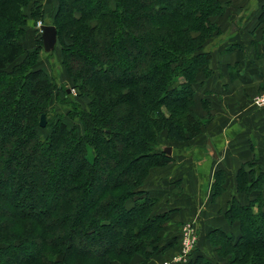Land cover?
I'll return each instance as SVG.
<instances>
[{"label":"trees","instance_id":"16d2710c","mask_svg":"<svg viewBox=\"0 0 264 264\" xmlns=\"http://www.w3.org/2000/svg\"><path fill=\"white\" fill-rule=\"evenodd\" d=\"M31 2L0 0V264H155L179 252L181 232L165 239L169 213L153 214L145 184L173 161L158 149L161 134L185 144L207 125L195 110L198 77L211 75L205 45L222 33L213 21L222 1L58 0L63 66L90 102L66 103L83 134L60 118L44 139L40 120L57 87L22 44ZM249 166L237 188L258 195L247 205L232 199L225 212L240 234L213 230L214 258L197 247L187 264H264V174L258 160ZM223 184L217 173L213 200Z\"/></svg>","mask_w":264,"mask_h":264},{"label":"crops","instance_id":"0c3cea01","mask_svg":"<svg viewBox=\"0 0 264 264\" xmlns=\"http://www.w3.org/2000/svg\"><path fill=\"white\" fill-rule=\"evenodd\" d=\"M231 15L215 17L221 35L210 39L205 50L211 54L210 77H198L197 115L209 125L194 140L179 144L173 141V161L154 169L145 189L157 199L154 215L169 213L165 239L177 236L186 223H194L199 235L200 253L213 257L208 235L215 229L240 234V223H229L225 212L232 199L247 205L256 192H239L237 175L256 159L264 174V109L248 100L264 89V23L261 22L264 0H221ZM58 0H42L47 12ZM52 6V9L49 8ZM206 103L207 106H203ZM206 107V108H205ZM208 107V108H207ZM223 174V192L213 200L217 173ZM264 198V183L261 190ZM170 251L169 257L178 255ZM156 258L154 262H160ZM225 263L224 260H219Z\"/></svg>","mask_w":264,"mask_h":264},{"label":"rangeland","instance_id":"374dc122","mask_svg":"<svg viewBox=\"0 0 264 264\" xmlns=\"http://www.w3.org/2000/svg\"><path fill=\"white\" fill-rule=\"evenodd\" d=\"M239 1L241 0H234L232 4L237 3ZM35 2L38 5H42V8H40L41 15L39 16V18H31V12L38 9V6ZM57 8H58V2L53 11L47 12V9L45 10V6L42 3V0H32L29 7L25 10L27 15L29 16V21L27 25V33L22 40L23 47L27 54L37 52V63L33 66V68L36 70L37 69L43 70L47 74L49 79L57 87V90L55 91L50 104V112L46 117L47 126L39 130V135L41 136L42 139L48 137L52 133L53 125L56 124L60 118H62V121L68 124L70 129L76 127L78 129V133L83 134L82 123L77 118H73L70 116L71 108L67 106L66 103L67 101L73 103H80L84 108H86L90 102V99L88 97L78 96V92L77 90H75L72 80L68 77L67 71L63 66L62 48L59 46V43L57 45V48L53 52L46 53L44 50L43 43L40 42L42 35L41 29L44 25H53L54 16L57 12ZM49 9L51 10L52 6ZM233 11H235V7H233L231 4L227 8V11L225 8V13H228L227 15H231ZM27 54L21 56L17 60L16 64L22 63L25 60ZM129 61L133 62L134 60L130 59ZM131 75L132 72H129L127 77ZM263 92L264 91H262V89L259 90L253 97L250 98V100H248V104L250 103L252 104V100L254 99V97L262 94ZM204 122L207 123V125H209L211 121L207 122V120H204ZM170 143L171 142L166 138L165 133L161 134V136L158 139L159 151H161L163 148H166V145H169ZM93 158H94V153L92 150H90L88 152V159L92 161ZM92 198L93 196H90L87 199V201H90ZM257 234L258 236H260L261 233H257ZM197 235H198V230H197ZM197 247L198 250L200 251L201 248L199 247V235H198V242L196 248ZM23 254L24 253H21L20 255L23 256ZM168 256L167 254H165V256L159 254L158 257L159 258L161 257L162 261L158 263L155 262V264H183V263H174L173 256L171 257ZM139 261L141 260L138 257H136L132 264H139ZM114 264H119V263H114Z\"/></svg>","mask_w":264,"mask_h":264},{"label":"built area","instance_id":"2783aa9c","mask_svg":"<svg viewBox=\"0 0 264 264\" xmlns=\"http://www.w3.org/2000/svg\"><path fill=\"white\" fill-rule=\"evenodd\" d=\"M252 105L257 108H264V92L252 100ZM198 235L194 223H186L181 230L180 251L177 256L173 258L174 263L187 264L197 246Z\"/></svg>","mask_w":264,"mask_h":264},{"label":"water","instance_id":"95a60500","mask_svg":"<svg viewBox=\"0 0 264 264\" xmlns=\"http://www.w3.org/2000/svg\"><path fill=\"white\" fill-rule=\"evenodd\" d=\"M41 30H42L44 50L46 53H51L56 49V46L58 44V31L54 25H44ZM46 126H47L46 114H43L40 120V127L45 128ZM163 150L167 155L169 156L172 155L171 148L166 147Z\"/></svg>","mask_w":264,"mask_h":264}]
</instances>
